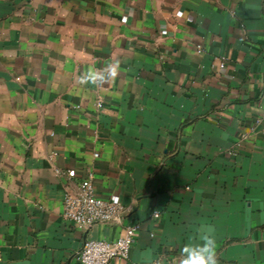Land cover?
Segmentation results:
<instances>
[{
  "label": "crops",
  "instance_id": "0c3cea01",
  "mask_svg": "<svg viewBox=\"0 0 264 264\" xmlns=\"http://www.w3.org/2000/svg\"><path fill=\"white\" fill-rule=\"evenodd\" d=\"M88 172L121 222L63 218ZM134 222L112 264L209 228L217 264H264V0H0V264H82Z\"/></svg>",
  "mask_w": 264,
  "mask_h": 264
},
{
  "label": "built area",
  "instance_id": "2783aa9c",
  "mask_svg": "<svg viewBox=\"0 0 264 264\" xmlns=\"http://www.w3.org/2000/svg\"><path fill=\"white\" fill-rule=\"evenodd\" d=\"M201 51L202 48L197 46V52ZM220 59L219 66L223 67L225 57L221 56ZM101 105L100 101L96 102V106ZM97 155L98 153H94V156ZM67 175L74 176V170H69ZM124 212L125 208L118 196L104 199L96 195L91 172H88L80 181L76 192H66L63 196V218L80 228L88 229L98 222L119 223ZM152 214L155 217L158 216L157 211H153ZM140 228L141 224L134 222L125 225L115 240H85L78 254L80 262L82 264H112L115 258L126 259Z\"/></svg>",
  "mask_w": 264,
  "mask_h": 264
},
{
  "label": "clouds",
  "instance_id": "9594fccd",
  "mask_svg": "<svg viewBox=\"0 0 264 264\" xmlns=\"http://www.w3.org/2000/svg\"><path fill=\"white\" fill-rule=\"evenodd\" d=\"M212 230L209 228L207 233ZM202 235V244L186 245L183 249L184 258L181 264H217L215 240L210 234Z\"/></svg>",
  "mask_w": 264,
  "mask_h": 264
}]
</instances>
